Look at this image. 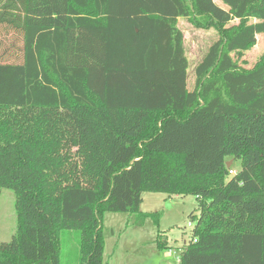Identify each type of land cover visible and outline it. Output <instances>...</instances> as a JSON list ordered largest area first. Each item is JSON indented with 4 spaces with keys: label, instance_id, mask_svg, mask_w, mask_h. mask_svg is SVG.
<instances>
[{
    "label": "trees",
    "instance_id": "1",
    "mask_svg": "<svg viewBox=\"0 0 264 264\" xmlns=\"http://www.w3.org/2000/svg\"><path fill=\"white\" fill-rule=\"evenodd\" d=\"M219 1L0 0V264H60L62 231L104 264V215L144 192L198 200L177 264H264V55L232 58L264 36V0ZM180 18L219 35L192 91Z\"/></svg>",
    "mask_w": 264,
    "mask_h": 264
},
{
    "label": "rangeland",
    "instance_id": "2",
    "mask_svg": "<svg viewBox=\"0 0 264 264\" xmlns=\"http://www.w3.org/2000/svg\"><path fill=\"white\" fill-rule=\"evenodd\" d=\"M217 5L225 8L219 2ZM253 22L256 21H249ZM233 24L236 22L228 24L227 27ZM176 27L182 33L183 50L188 63L186 87L188 91H192L195 87V68L209 47L218 40L219 35L213 29H196L183 18L178 19ZM263 55L264 36L257 35L254 47L240 56L232 54V58L239 67L249 71L255 68ZM228 160L232 161L231 172L240 169L239 161L229 158ZM141 197L140 212L136 215L121 213L104 215L102 222L104 264H177L181 249L191 240L192 229L199 215L198 200L193 195L168 196L144 192ZM141 215L149 217L143 220ZM191 216H194L193 220ZM155 219L157 225L154 223ZM15 229L14 193L8 189H0V243L9 242ZM157 236L164 248L162 251L157 248L155 242ZM79 245L78 231L60 232V264H81Z\"/></svg>",
    "mask_w": 264,
    "mask_h": 264
},
{
    "label": "crops",
    "instance_id": "3",
    "mask_svg": "<svg viewBox=\"0 0 264 264\" xmlns=\"http://www.w3.org/2000/svg\"><path fill=\"white\" fill-rule=\"evenodd\" d=\"M215 4H217V2H219L220 4H222V2H220L219 0H214ZM222 6V5H221ZM169 247V246H168ZM168 253V252H166Z\"/></svg>",
    "mask_w": 264,
    "mask_h": 264
},
{
    "label": "water",
    "instance_id": "4",
    "mask_svg": "<svg viewBox=\"0 0 264 264\" xmlns=\"http://www.w3.org/2000/svg\"><path fill=\"white\" fill-rule=\"evenodd\" d=\"M231 163H232V161H229L228 163H227V168H229L230 167V165H231Z\"/></svg>",
    "mask_w": 264,
    "mask_h": 264
},
{
    "label": "built area",
    "instance_id": "5",
    "mask_svg": "<svg viewBox=\"0 0 264 264\" xmlns=\"http://www.w3.org/2000/svg\"><path fill=\"white\" fill-rule=\"evenodd\" d=\"M231 173H233V172H230V174H231ZM177 262H179V257H178V259H177Z\"/></svg>",
    "mask_w": 264,
    "mask_h": 264
}]
</instances>
